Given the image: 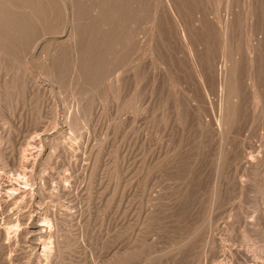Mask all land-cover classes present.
I'll list each match as a JSON object with an SVG mask.
<instances>
[{
    "label": "rangeland",
    "instance_id": "obj_1",
    "mask_svg": "<svg viewBox=\"0 0 264 264\" xmlns=\"http://www.w3.org/2000/svg\"><path fill=\"white\" fill-rule=\"evenodd\" d=\"M63 1L74 8L75 49L50 45L58 34L45 30L43 5V16L11 24L25 48L43 29L48 49L21 60L13 40L4 51L0 44V138L47 141L53 156L42 174L52 176L51 186L78 177L73 195L46 198L77 205L87 219L68 226L76 240L62 244L60 264H113L115 245L123 246L121 264H264V161L258 169L248 163L264 158V0H139L147 48L141 80L125 75L124 61L125 24L136 20L138 0H52L59 21ZM52 64L61 67L53 77ZM256 90L259 109L250 97ZM8 165L0 158V174L15 180Z\"/></svg>",
    "mask_w": 264,
    "mask_h": 264
},
{
    "label": "bare ground",
    "instance_id": "obj_2",
    "mask_svg": "<svg viewBox=\"0 0 264 264\" xmlns=\"http://www.w3.org/2000/svg\"><path fill=\"white\" fill-rule=\"evenodd\" d=\"M113 1V0H112ZM136 1V0H135ZM134 2V0H133ZM149 2V1H148ZM168 2V1H167ZM208 2V1H207ZM52 0H0V44L3 47V51L5 47V42L7 40H13V48H17L19 51L20 59L23 60V56H26V53H28L30 56H34L38 52L40 53L42 46L47 42L46 38H42L40 34L43 33V29L40 30L37 34L34 35V37H30L28 42H30V47L28 48V45L25 48V44L23 39H21V36H17L14 32H12V22L15 21L14 18H16V23L22 22L29 19H33V15H36L39 6H45L46 12V19L47 25L45 30H52V34L56 35L58 34V37H55L51 39L52 45H57L59 43L67 45L69 49H75L76 48V37H75V30L73 27V11L74 8L69 5L70 3H67L66 1L62 2L63 8H64V15L63 20L59 21L58 17L56 16V12L52 5ZM57 3V2H56ZM73 4V2H71ZM128 3V2H127ZM132 3V2H131ZM134 2V6L132 7V11H134L137 14L136 20L128 21L127 28V34L129 36V51L128 56L124 59L125 63L128 64V69L126 70L127 77L132 76L133 78H137L141 80L143 77L140 76L142 74L144 66V49L146 48L143 46V41L141 35L142 33V19L140 17V2L138 0V5H136ZM124 4V3H123ZM170 4V3H169ZM175 4V3H174ZM108 5V4H107ZM115 5V4H114ZM121 5V4H120ZM136 5V6H135ZM42 6V7H43ZM73 6V5H72ZM79 6V5H78ZM154 6V5H153ZM57 8V6H56ZM72 8V9H71ZM90 8V7H89ZM88 8V9H89ZM232 8V7H231ZM42 9V8H40ZM45 9V8H43ZM85 10V8H84ZM58 12V9L56 10ZM179 11V10H178ZM119 12V10H118ZM120 13V12H119ZM40 14V13H39ZM44 14V16H45ZM59 14V13H57ZM77 14V13H76ZM110 14V13H109ZM174 14V13H173ZM205 14V13H204ZM75 15V14H74ZM43 16V15H39ZM60 16V15H59ZM82 16V15H81ZM116 16V15H115ZM127 16V15H126ZM35 17V16H34ZM38 17V16H37ZM122 17H124L122 15ZM128 17V16H127ZM44 18V17H43ZM89 18V17H88ZM111 18V16H110ZM20 19V20H19ZM31 19V20H32ZM58 19V20H57ZM75 19V17H74ZM30 20V21H31ZM34 20V19H33ZM105 20V19H104ZM186 21V20H185ZM28 21L25 22L27 24ZM103 22V21H102ZM111 22V21H110ZM176 22V19H175ZM30 23V22H29ZM51 23V24H48ZM127 23V22H126ZM179 24V23H178ZM107 25V24H106ZM16 26H20L19 24H16ZM15 26V28H16ZM22 26H24L22 24ZM27 26V25H26ZM118 26V25H117ZM21 27V26H20ZM18 27V28H20ZM114 27V26H112ZM183 27V26H182ZM228 27V26H227ZM225 29L227 31L228 29ZM16 28V29H18ZM25 28V27H24ZM24 30V29H23ZM26 30V28H25ZM85 30V29H84ZM180 30V29H179ZM88 31V30H87ZM108 31V30H107ZM105 31V32H107ZM199 31V30H198ZM46 32V31H45ZM51 32V31H50ZM175 32V31H174ZM182 32V33H181ZM188 32V31H187ZM221 32V31H220ZM47 33V32H46ZM80 33V31L78 32ZM126 33V32H125ZM180 33L182 35L181 39L188 41L189 38L186 37V32L184 29L180 30ZM83 34V32H82ZM85 34V33H84ZM87 34V33H86ZM176 34V33H175ZM221 34V33H220ZM227 34V33H226ZM224 34V35H226ZM233 34V33H232ZM43 35V34H42ZM47 35V34H46ZM79 35V34H78ZM177 35V34H176ZM180 35V36H181ZM212 35V34H211ZM223 35V36H224ZM230 35V34H229ZM234 35V34H233ZM44 36V35H43ZM97 36V35H96ZM222 36V35H221ZM227 36V35H226ZM225 38L228 39V36ZM253 36V35H252ZM108 37V36H107ZM25 38V37H23ZM76 38V39H75ZM100 38V37H99ZM81 39V38H79ZM103 39V38H102ZM224 39V38H223ZM9 40V41H10ZM229 40V39H228ZM79 41V40H78ZM82 41V39H81ZM80 41V42H81ZM101 41V40H100ZM105 41V40H104ZM223 41V40H222ZM79 42V43H80ZM189 42V41H188ZM187 42V43H188ZM49 44V43H48ZM126 44V43H125ZM189 44V43H188ZM224 44V43H223ZM231 44V43H230ZM9 45V44H8ZM11 45V44H10ZM33 45V46H32ZM60 45V44H59ZM81 45V44H80ZM83 45V44H82ZM82 45L80 48H82ZM101 45V44H99ZM185 45V44H184ZM232 45V44H231ZM7 46V45H6ZM48 46V47H51ZM66 46V48H67ZM78 46V45H77ZM109 46V45H108ZM111 46V45H110ZM109 46V47H110ZM180 46V45H179ZM189 46V45H188ZM11 47V46H10ZM44 47V46H43ZM62 47V46H61ZM87 47V46H86ZM185 47V46H184ZM223 47V46H222ZM12 48V47H11ZM31 48V49H30ZM47 48V47H46ZM44 47V49H46ZM57 48V47H56ZM54 47V50L56 49ZM60 48V47H59ZM64 47V49H66ZM67 48V50H68ZM84 48V47H83ZM88 48V47H87ZM108 48L105 46V49ZM172 48V47H171ZM227 48V47H226ZM9 49V48H8ZM16 49V50H17ZM42 49V50H44ZM48 49V48H47ZM50 49V48H49ZM52 49V48H51ZM50 49V50H51ZM58 49V48H57ZM56 49V50H57ZM104 49V48H103ZM124 49V48H123ZM147 49V48H146ZM219 49V48H218ZM14 49H12L13 51ZM30 50V51H29ZM49 50V51H50ZM53 50V51H54ZM85 50V48H84ZM88 50V49H87ZM108 50V49H107ZM180 50H182L180 48ZM187 50V49H186ZM15 51V50H14ZM47 51V52H49ZM83 51V50H82ZM81 51V52H82ZM146 51V50H145ZM10 52V51H9ZM8 52V53H9ZM78 52V51H77ZM77 52L75 51L76 55ZM80 52V51H79ZM86 51H83V53ZM89 52V50H88ZM125 52V51H124ZM249 52V51H248ZM4 52H2L3 55ZM51 53V52H50ZM50 53H48L50 55ZM5 54V53H4ZM14 54V52L10 53ZM87 52L84 54L86 55ZM89 54V53H88ZM186 54V53H185ZM1 55V54H0ZM9 55V54H8ZM12 55L9 56L8 59L12 58ZM18 55V54H17ZM74 55V53H73ZM83 55V56H84ZM187 55V54H186ZM192 55V54H191ZM227 55V54H226ZM82 56V55H80ZM106 56V55H104ZM102 56V57H104ZM108 56V55H107ZM107 56L105 57L107 59ZM110 56V55H109ZM49 57V56H48ZM50 57H53V55H50ZM67 57V56H66ZM89 57V55H88ZM192 56H190L191 59ZM194 57V56H193ZM257 57V56H256ZM5 58V56H4ZM3 58V59H4ZM17 59V57L15 56ZM19 58V57H18ZM70 58V57H69ZM85 58V56H84ZM112 58V57H111ZM189 58V56H188ZM14 59V58H13ZM15 59V60H16ZM53 59V58H52ZM51 59V60H52ZM59 59V58H58ZM95 59V58H94ZM105 59V60H106ZM113 59V58H112ZM159 59V58H158ZM251 59V58H250ZM1 60V57H0ZM7 60V59H6ZM20 60V62H21ZM62 60V59H61ZM72 60V59H71ZM70 60V61H71ZM87 60V58H86ZM92 60V59H91ZM90 60V61H91ZM150 60V59H149ZM194 59H192L193 62ZM5 61V59H4ZM10 61V60H9ZM19 61V60H18ZM50 61V60H49ZM74 61V60H73ZM84 61V60H83ZM97 61V60H96ZM95 61V62H96ZM195 61V60H194ZM221 61V60H220ZM16 62V61H14ZM14 62L11 61V63L14 64ZM93 62V61H91ZM99 62V61H98ZM101 62V61H100ZM22 65L23 68L25 66V69L29 70L31 67L29 64L31 63H25ZM79 63V61H78ZM102 63V62H101ZM124 63V65H126ZM186 63V62H184ZM188 63V62H187ZM19 62L17 63L18 66ZM80 63L79 65H81ZM93 63H91L92 65ZM193 66H195V63H191ZM200 64V63H196ZM11 65V64H10ZM16 65V64H15ZM14 65V66H15ZM61 65V64H60ZM88 65V64H87ZM118 65V64H117ZM150 65V64H149ZM154 65V64H153ZM190 65V64H189ZM188 65V66H189ZM225 66V68L222 69L223 72V79H226L227 76V66L222 61V66ZM253 65V64H252ZM257 65V64H256ZM1 66V65H0ZM16 66V70L18 67ZM120 66V65H119ZM158 66V65H157ZM191 66V65H190ZM189 66V67H190ZM251 66V65H250ZM254 66V65H253ZM2 67V66H1ZM21 65H19L20 70ZM192 67V66H191ZM190 67V68H191ZM6 68V67H5ZM8 68V67H7ZM59 65L52 64L50 71L46 72L49 76L55 74H59ZM76 68L77 65H76ZM189 68V69H190ZM253 68V67H252ZM4 69V68H3ZM32 69V68H31ZM35 69V68H34ZM199 73L205 81L208 79L203 74L200 65H199ZM261 68H259L260 71ZM2 68L0 69V71ZM9 70V69H7ZM17 70V71H18ZM33 70V69H32ZM262 70V69H261ZM20 71H23L20 70ZM26 71V70H25ZM76 71V70H75ZM99 71V70H98ZM195 71V70H194ZM10 72V71H9ZM9 72H5L9 74ZM12 72V70H11ZM32 72V71H31ZM182 72V71H181ZM231 72V70H230ZM1 73V72H0ZM4 73V70H3ZM14 73V72H13ZM45 73V72H44ZM79 73V72H78ZM83 73V71H82ZM95 73V72H94ZM93 73V74H94ZM212 73V72H211ZM11 74V73H10ZM22 74V73H21ZM35 74V73H34ZM45 74V75H46ZM92 74V73H91ZM89 74V75H91ZM254 74V73H253ZM2 75V74H1ZM6 75V74H5ZM46 75V76H48ZM69 75V74H68ZM85 74H83L84 76ZM88 75V76H89ZM3 76V75H2ZM10 75H8L9 77ZM17 76V75H16ZM38 76V75H37ZM36 76V77H37ZM51 76V77H53ZM145 76V75H144ZM256 76V75H255ZM14 77V76H13ZM34 77V76H33ZM87 77V76H86ZM93 77V76H92ZM222 77V76H221ZM22 78V77H21ZM30 79V75L28 76ZM35 78V77H34ZM42 78V77H41ZM56 78V77H55ZM82 77H80L81 79ZM85 78V77H84ZM102 78V77H101ZM209 78V77H208ZM230 78V77H229ZM27 78H25L26 80ZM51 79V78H50ZM83 79V78H82ZM86 79V78H85ZM95 79V78H94ZM97 79V78H96ZM103 79V78H102ZM136 79V80H137ZM228 79V78H227ZM23 80V79H22ZM28 80V79H27ZM54 80V79H52ZM51 80V81H52ZM58 80V79H57ZM78 80V79H77ZM127 80V79H126ZM129 80V79H128ZM127 80V81H128ZM247 86L251 87L249 84L250 81H253V79L248 78L246 79ZM257 80V79H256ZM24 81V80H23ZM22 81V82H23ZM131 80H129V84ZM204 81V82H205ZM17 82V81H16ZM31 82V81H30ZM50 82V81H49ZM91 82V79H90ZM139 82V81H138ZM141 82V81H140ZM15 83V82H14ZM52 83V82H51ZM58 83V82H57ZM61 83V82H60ZM82 83V82H81ZM85 83V81H84ZM119 83V82H118ZM136 83V82H135ZM207 83H209L207 81ZM234 83V82H233ZM1 84V83H0ZM27 84V82H26ZM54 84V83H53ZM86 84V83H85ZM97 84V83H96ZM116 84V83H115ZM133 84V83H132ZM117 85V84H116ZM126 85V86H130ZM137 85V84H136ZM138 85H140L138 83ZM16 86V85H15ZM34 86V85H33ZM134 86V85H133ZM132 86V87H133ZM32 87V85H31ZM52 87V86H51ZM201 87V86H200ZM208 87V86H207ZM236 87V86H235ZM234 87V88H235ZM101 88V87H100ZM134 88V87H133ZM203 91L207 93L206 86L203 85ZM51 89V88H50ZM101 90V89H100ZM106 90V89H105ZM2 92V91H1ZM33 92V91H32ZM40 92V91H39ZM49 92V91H48ZM112 92V91H111ZM134 92V91H133ZM37 93V92H36ZM44 93V92H43ZM51 93V92H50ZM1 94V93H0ZM18 94V93H17ZM40 94V93H37ZM49 94V93H48ZM47 94V95H48ZM52 94V93H51ZM50 94V95H51ZM107 94V93H106ZM134 94V93H133ZM136 94V93H135ZM139 94V93H138ZM142 94V93H141ZM242 94V93H241ZM241 94L240 96H235L236 98H239L237 101L238 103L241 100ZM260 92L259 90L256 92L250 91V97L252 100V103L254 104L255 108H258L260 104V99L258 98ZM110 95V93H109ZM7 96V95H6ZM39 96V95H38ZM45 96V95H44ZM52 96V95H51ZM135 96V95H133ZM141 96V95H138ZM207 96V95H206ZM3 97V95H2ZM42 97V96H41ZM101 98V97H100ZM2 99V98H1ZM12 99V98H11ZM135 99V98H133ZM137 99V98H136ZM139 99V97H138ZM137 99V100H138ZM20 100V99H19ZM43 100H45L43 98ZM101 100V99H100ZM2 101V100H1ZM133 101V100H132ZM40 103V101H38ZM42 102V101H41ZM115 102V101H114ZM139 102V101H138ZM10 103V102H9ZM149 103V102H147ZM207 104L209 106H212L213 100L207 99ZM236 105V104H235ZM30 106V105H29ZM184 106V105H183ZM203 106V105H202ZM259 109V108H258ZM245 112V111H244ZM249 112V111H248ZM235 113V112H234ZM212 129V128H211ZM223 129V128H222ZM219 131V133H222ZM219 130V129H218ZM224 130V129H223ZM10 136V135H8ZM8 138V137H7ZM6 138V139H7ZM5 138H0V158L2 161H6L9 165L13 166V173L17 176L15 180H4V174H0V264H13L15 257L21 256L23 261H21L19 264H60L62 261V257L64 259L65 256L62 255V244L64 243H72L74 242L75 237L70 234V231L68 226H77L80 225L82 222H87L84 218L83 213H81L80 207L73 204H52L51 202H46V198L50 197L53 201L57 200L59 197L63 196H71L73 195V192L75 191L76 181L78 179L77 175H67L64 179H58L53 185L51 186V177H48L46 174H42V169L44 166H46V162L51 158L52 152L49 149V143L47 141H42L39 139L35 140H22L18 141V143H8V141ZM229 142V141H228ZM49 144V145H48ZM53 150V149H52ZM64 150V149H63ZM66 151V150H65ZM71 153V152H70ZM252 155V153H251ZM75 156V155H74ZM256 157V156H255ZM241 160V159H240ZM239 160V161H240ZM264 161V158L258 157L256 160L254 157L252 159H248L249 166H254L256 169H258L261 165V163ZM245 162V161H244ZM243 163V162H242ZM5 164V163H4ZM3 164V165H4ZM8 165V166H9ZM246 163L244 164V166ZM251 166V167H252ZM262 166V165H261ZM7 167V166H6ZM2 168V167H1ZM246 168V167H245ZM45 169V168H44ZM249 169H251L249 167ZM250 171V170H249ZM2 172V171H1ZM44 172V171H43ZM250 173V172H249ZM237 174V173H236ZM49 175V174H48ZM238 175V174H237ZM234 176V175H233ZM247 176V175H246ZM6 177V175H5ZM238 177V176H235ZM8 178V177H7ZM240 178V177H239ZM229 181V180H228ZM233 181V180H232ZM237 181V179H236ZM50 184V185H49ZM240 188L245 186L240 180L235 183ZM51 188V189H50ZM237 188V186H236ZM77 190V189H76ZM75 193V192H74ZM60 201V200H59ZM89 217V216H88ZM122 218L123 215H122ZM119 219L118 221H122L124 219ZM83 220V221H81ZM89 220V219H88ZM92 221V219H91ZM90 222V221H88ZM123 222V221H122ZM91 223V222H90ZM89 223V224H90ZM84 224V223H83ZM120 224V222H119ZM85 225V224H84ZM87 225V224H86ZM118 226V225H117ZM123 226V225H122ZM79 227V226H77ZM81 227V226H80ZM85 226H83L84 228ZM72 228V227H71ZM110 228V227H109ZM254 228V227H253ZM79 229V228H78ZM89 229V228H88ZM85 231V230H84ZM83 232V231H82ZM96 236V235H95ZM91 237V236H90ZM122 238V236H121ZM88 240V239H87ZM86 240V241H87ZM123 241L121 240V243ZM128 242V241H127ZM145 244V243H144ZM20 245V246H19ZM19 246V250H16L15 248ZM116 246L113 249L112 256L117 259L116 262L115 259L113 264H121L123 263V260L125 259V256L119 251V255L117 256V249L121 248L123 249V246ZM14 247V248H13ZM112 247V246H111ZM113 248V247H112ZM110 248V249H112ZM15 249V250H14ZM19 251V253H16ZM67 251V249H66ZM109 251V250H108ZM141 251V250H140ZM79 252V251H78ZM111 252V251H110ZM241 252V251H239ZM109 253V252H107ZM245 253V252H244ZM128 254V253H127ZM230 254V253H229ZM130 256V255H129ZM156 256V255H155ZM236 256V255H235ZM112 257V258H113ZM143 257V256H142ZM20 259V258H19ZM18 260V259H17ZM188 260V259H187ZM194 260V259H193ZM192 260V262H193ZM20 261V260H18ZM158 262V261H157ZM188 262V261H187ZM77 263V262H76ZM189 263V262H188ZM204 264H206L203 261ZM263 263V262H262ZM183 264V263H182ZM197 264H202L201 261H197ZM258 264V263H257ZM260 264V263H259Z\"/></svg>",
    "mask_w": 264,
    "mask_h": 264
}]
</instances>
